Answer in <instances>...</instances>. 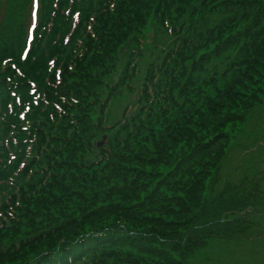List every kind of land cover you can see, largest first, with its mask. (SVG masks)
<instances>
[{
    "label": "trees",
    "instance_id": "trees-1",
    "mask_svg": "<svg viewBox=\"0 0 264 264\" xmlns=\"http://www.w3.org/2000/svg\"><path fill=\"white\" fill-rule=\"evenodd\" d=\"M262 93L264 0H0V264H190L245 235L260 192L216 185Z\"/></svg>",
    "mask_w": 264,
    "mask_h": 264
},
{
    "label": "rangeland",
    "instance_id": "rangeland-1",
    "mask_svg": "<svg viewBox=\"0 0 264 264\" xmlns=\"http://www.w3.org/2000/svg\"><path fill=\"white\" fill-rule=\"evenodd\" d=\"M144 58L138 60L140 70L131 80L133 89L124 86L122 93L112 99L107 126L124 117L129 118L139 110L141 83L149 61L147 54ZM122 66L123 61L121 68L112 74V80L120 76ZM237 107L242 109L239 105ZM237 107L231 105L229 112L233 113ZM230 135L229 152L220 169L216 189H224L228 183L237 187L243 183L242 188L251 189L253 195L254 191L260 192L258 197L262 203L259 211L252 214L249 232L232 239L210 240L207 247L196 251L190 264H264V93L248 112L245 121L230 130Z\"/></svg>",
    "mask_w": 264,
    "mask_h": 264
}]
</instances>
